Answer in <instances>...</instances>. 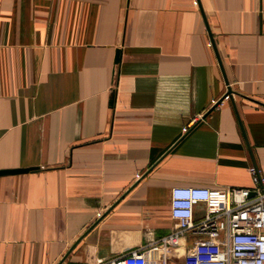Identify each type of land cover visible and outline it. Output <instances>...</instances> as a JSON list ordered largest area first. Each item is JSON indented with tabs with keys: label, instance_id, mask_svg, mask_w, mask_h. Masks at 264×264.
I'll return each mask as SVG.
<instances>
[{
	"label": "crops",
	"instance_id": "crops-1",
	"mask_svg": "<svg viewBox=\"0 0 264 264\" xmlns=\"http://www.w3.org/2000/svg\"><path fill=\"white\" fill-rule=\"evenodd\" d=\"M250 165L264 0H0V170L37 167L0 176V264H183L171 188Z\"/></svg>",
	"mask_w": 264,
	"mask_h": 264
},
{
	"label": "built area",
	"instance_id": "built-area-1",
	"mask_svg": "<svg viewBox=\"0 0 264 264\" xmlns=\"http://www.w3.org/2000/svg\"><path fill=\"white\" fill-rule=\"evenodd\" d=\"M248 171L252 188L172 187L170 216L175 227L160 244L173 247L193 238L183 264H264V178L254 165ZM199 205L203 209L196 218ZM106 264H147V260L133 250Z\"/></svg>",
	"mask_w": 264,
	"mask_h": 264
},
{
	"label": "water",
	"instance_id": "water-1",
	"mask_svg": "<svg viewBox=\"0 0 264 264\" xmlns=\"http://www.w3.org/2000/svg\"><path fill=\"white\" fill-rule=\"evenodd\" d=\"M115 62H118L117 58ZM35 170H37V167H27V168H19V169H3V170H0V176L7 175V174L25 173L29 171H35Z\"/></svg>",
	"mask_w": 264,
	"mask_h": 264
}]
</instances>
